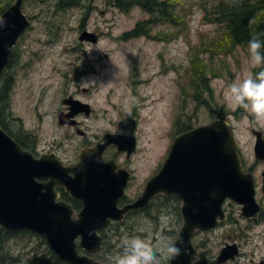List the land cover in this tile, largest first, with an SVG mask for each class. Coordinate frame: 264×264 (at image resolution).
<instances>
[{"label": "rangeland", "instance_id": "obj_1", "mask_svg": "<svg viewBox=\"0 0 264 264\" xmlns=\"http://www.w3.org/2000/svg\"><path fill=\"white\" fill-rule=\"evenodd\" d=\"M14 1L0 0V7L7 8ZM194 2L187 1L178 7L182 17L178 23L153 21L149 34L124 38L139 20L149 19L152 14L140 5L122 7L115 0H74L67 2L65 9L58 8L59 0H24V11L32 24L14 48V59L8 68V76L12 77L8 94L1 96L6 97L1 99L5 109L0 115L2 122L27 145L37 143L41 151L56 149L65 162H70L76 158L84 137L73 126L59 124L58 113L66 96L78 94L93 104L95 115L85 124L88 137L111 131L119 118L136 110L140 117L138 148L129 164L136 170L129 186V193L135 195L141 193L161 166L174 136L187 119L195 126L228 112L240 141L245 168L254 167L259 180L257 197L264 204V160L256 158L252 130L260 125L244 108L230 106L224 95L232 81L246 72L255 74L259 70L251 66L249 47L241 44L228 54L200 50L199 58L193 62L197 43L210 39L217 31V25L205 18V6L199 0ZM84 29L98 33L97 40L81 39ZM24 70L27 72L23 73ZM206 72L211 75L212 91L201 78ZM220 105L225 110L222 108L223 113L215 117ZM229 206L236 220L227 223L223 231H233L238 219L244 222L242 205L234 202ZM164 207L158 201L149 213L134 214L123 224L108 228L106 264H114L122 242L132 235L143 236L163 247L169 240L170 229L161 221L162 216L169 217L167 208L163 212ZM157 215L160 224L155 219ZM262 219H245V224L251 223L249 232L241 239V251L255 254H242L227 264H256L264 257V213ZM3 229L0 224V231ZM221 233L217 230L210 237L206 235L203 245L210 247L213 254L222 246ZM2 235L0 264H70L53 258L51 246L34 231L4 230ZM200 236L203 234L198 235L197 242ZM168 263L169 260L162 262Z\"/></svg>", "mask_w": 264, "mask_h": 264}, {"label": "water", "instance_id": "obj_2", "mask_svg": "<svg viewBox=\"0 0 264 264\" xmlns=\"http://www.w3.org/2000/svg\"><path fill=\"white\" fill-rule=\"evenodd\" d=\"M16 0L0 16V78L10 61L21 34L31 24ZM81 39L96 41L95 31L84 29ZM90 111V103L75 99ZM62 116V115H61ZM224 113L211 122L179 132L160 168L146 183L134 202L119 205L130 173L114 158L106 159L105 149L115 144L128 156L137 145V118L128 113L115 131H106L94 146L80 149L75 161L65 163L55 151L35 154L25 148L0 124V223L11 229L27 228L41 234L56 254L70 264H103L91 255L99 252L102 236L98 230L112 219H122L132 209L146 206L156 194H178L184 198V223L176 238L180 255L169 264H210L208 250L199 251L192 241L197 228H210L225 218L226 198L243 203L244 213L260 210L256 199V178L243 167L240 143L234 125ZM60 122L65 121L60 119ZM256 134L255 155L264 159V132ZM56 186L80 198L83 207L75 211L60 197ZM264 189V186H263ZM208 209H204L207 208ZM76 215V216H75ZM81 236L78 242L77 237ZM78 243L87 253L78 249ZM236 243H228L218 260L236 255ZM198 257L193 260V256Z\"/></svg>", "mask_w": 264, "mask_h": 264}, {"label": "flooded vegetation", "instance_id": "obj_3", "mask_svg": "<svg viewBox=\"0 0 264 264\" xmlns=\"http://www.w3.org/2000/svg\"><path fill=\"white\" fill-rule=\"evenodd\" d=\"M84 88H87V87H84ZM76 98L80 99L82 101H85V102H89L90 106H91L90 111L88 112L87 108L83 107L82 104L79 103V101H76L75 100ZM63 101H64V107L60 108L59 113H58L59 124L69 125L70 128L73 126L75 129H77L78 133H80L79 131H81L80 134L84 138L82 140V145L79 146V148H78L79 150L83 146L95 145L96 142H98L102 138L104 132L101 135L95 134V136H93V137H88L89 133L86 129L85 124L87 123V120L89 119V117H91L92 115H95V109L93 107V104L84 98L82 99L81 97L78 96V94L76 96L70 94V95L66 96L63 99ZM131 113H133L134 116H136L137 124H138L140 117H139L137 111L133 110ZM61 117L65 121V123L60 122ZM118 122H119V120L117 121L114 129H112L111 131L116 129ZM26 146L36 154H39L40 152L43 151V150L42 151L39 150V146L37 143H35L34 145H27L26 144ZM78 149H77V155L79 152ZM47 150L48 151H58L56 149H47ZM45 151H46V149H45ZM135 151L131 155L128 156L126 151L119 152L117 149V146L115 144H110L106 147L105 152H104V156L106 158H115L118 165L120 167L127 168V170L130 173L128 184L125 188L124 194L121 196V198L119 200V205H123L124 203L134 202L135 199L141 194V193H135V195H134V194L129 193V188H130L129 186L132 184V179H133V177H135V173H136V170H135V168H133L132 164L131 165H129V164L133 162V159H132L133 156L132 155L135 153ZM76 159H77V156L75 159H71V161H74ZM121 160H123L124 163L121 162ZM255 165H257V163ZM161 166H162V164H161ZM161 166L159 165L156 172H158L160 170ZM252 169H254V167ZM256 181L258 184V182H259L258 178L256 179ZM262 183L264 184V177L262 178ZM56 188L60 191V197L64 200L70 202L72 204V206L74 207L76 212L79 211L83 207V202L80 198H77V197H74L73 195H71V193L69 191H67L64 187L56 186ZM158 201L163 203V205L165 206L162 209L163 212L165 211V208H167L168 216L171 219V222L168 224L170 229L167 230V235L169 236V240H172L175 242V240L178 236V233L180 231V228L182 227L184 220H185L183 209H182L184 198L178 194L169 195L167 193L160 192V193L156 194L155 197L146 206L139 207L136 209H132L129 212H127L124 215L123 219H121L120 223H123L129 216H133L134 214L149 213L151 207ZM234 202H236V201H234L230 198H227L225 200V202L223 203V206H222L223 212H225V218L221 219L220 215H217V220H218L217 224H215L213 227H210L207 229L197 228V230L194 233L193 241L195 243L199 244L200 246L197 244L196 245L199 248L202 247V249H208L209 250L208 256L210 259V264H227V263L239 258L242 254L243 255L244 254H252V253H253V255L255 254V252L243 253L241 251L242 250L241 239L244 238L245 234L249 232L251 222L250 223H247V222L252 221V219H255L256 221H263L262 217H263V213H264V204H263V202L260 201L261 205H263L262 211H261L262 213L260 215L253 216V217H242L244 222H242L241 219H238L236 221L237 225L232 229L233 231H223V228L225 227V225L227 223H229L232 220H233V222L236 220V218L232 215V207L229 206V204H234ZM204 209H208V207L204 208ZM243 213L244 212H242V215H243ZM158 214H160V212H158ZM164 214H166V213H164ZM159 218H160V216L157 215V218H155V219L158 221L157 223L160 224L161 221ZM245 219H247L246 224H245ZM113 222H119V220L115 219ZM217 230L222 232L220 234V237H223L222 246L224 244L226 245L228 243H234V242L236 243V246L238 249L236 255L219 261L218 256H219V253H220L222 246L220 247V249L217 251L216 254H213L214 251L211 250L210 247L203 245L204 241L206 240V235L210 237L211 233L215 234V232ZM200 233H202L203 236H200L199 237L200 242H197V238H198V235ZM98 234L102 236V241L104 242L109 237L108 228L107 227L101 228L100 230H98ZM78 240H81V236H78ZM229 241H232V242H229ZM105 247H104V245H102L101 250L99 252L91 253L92 256H94L95 258H97L101 261H103L102 258H104V261H103L104 264H106L105 257H107V252L105 250ZM78 249L82 253L87 252L86 247L81 246L79 243H78ZM251 260L254 261L255 258L252 257ZM256 264H264V257H261L260 259H258L256 261Z\"/></svg>", "mask_w": 264, "mask_h": 264}, {"label": "trees", "instance_id": "obj_4", "mask_svg": "<svg viewBox=\"0 0 264 264\" xmlns=\"http://www.w3.org/2000/svg\"><path fill=\"white\" fill-rule=\"evenodd\" d=\"M74 0H59L58 8L65 9L64 6L67 2H73ZM120 6H130L140 5L149 11L152 16L149 19H141L137 22L136 26L129 32H126L123 37L129 38L132 36H137L142 33L149 34L152 29L153 21L157 20H170L173 22H179L182 19L181 10L178 7L181 4L189 1L195 3L196 0H115ZM201 5L205 6L206 14L205 18L217 25L216 33L208 40L203 41L193 49L192 60L193 62L199 58L200 50L202 52H211L212 54L224 53L228 54L233 48L241 44L248 47V41L254 36H258L259 39L264 42V0H199ZM207 4V6L205 5ZM6 8L0 7V16ZM167 37V36H166ZM193 48V47H192ZM198 49V50H197ZM261 53H264V47L260 49ZM201 52V53H202ZM14 55V54H13ZM12 55L9 64L6 66L4 74L2 76L3 87L0 88V115L5 111L4 107H1V97L3 94L7 96L9 89V81L12 77L8 76V68L11 67L14 56ZM16 62V61H15ZM14 62V64H16ZM13 64V65H14ZM259 71L261 68H257ZM27 71L24 70L23 73ZM11 73V72H10ZM18 73V72H17ZM16 73V74H17ZM202 74V73H201ZM209 73L206 72L201 75L203 82L205 83L208 90L212 91V86L210 85ZM16 77H19L16 75ZM13 78L14 75H13ZM194 81V80H193ZM199 82H197L198 84ZM3 93V94H2ZM198 95V93H196ZM6 98V97H5ZM5 98H3L5 100ZM199 99L200 96L198 95ZM201 99V98H200ZM225 106L220 105L217 109V114L221 115ZM211 108V107H210ZM223 108V110H222ZM188 121V122H187ZM0 123L4 128L8 130L5 124L2 122L0 116ZM192 126L191 122L187 119L186 122L179 127V131L185 130ZM11 133V132H10ZM12 134V133H11ZM13 135V134H12ZM24 147L26 146L25 141L23 142L20 138L13 135ZM30 138V135L26 136ZM4 230L8 233L12 231L10 229L4 228L0 231V236H3ZM50 254L53 258H58L53 249L50 248Z\"/></svg>", "mask_w": 264, "mask_h": 264}, {"label": "clouds", "instance_id": "obj_5", "mask_svg": "<svg viewBox=\"0 0 264 264\" xmlns=\"http://www.w3.org/2000/svg\"><path fill=\"white\" fill-rule=\"evenodd\" d=\"M5 23L0 18V24ZM248 47L251 66L261 70L255 74L246 72L242 78L232 81L226 86L224 95L230 106L234 109L244 108L257 124L264 127V53L260 51L264 42L254 36L248 41ZM161 221L168 225L171 219L162 216ZM178 255L180 248L172 240L160 247L143 236L132 235L122 242L121 251L115 256L114 264H162L163 260H170Z\"/></svg>", "mask_w": 264, "mask_h": 264}, {"label": "bare ground", "instance_id": "obj_6", "mask_svg": "<svg viewBox=\"0 0 264 264\" xmlns=\"http://www.w3.org/2000/svg\"><path fill=\"white\" fill-rule=\"evenodd\" d=\"M105 243H107V240H105V241L102 243V245H104V247H105Z\"/></svg>", "mask_w": 264, "mask_h": 264}]
</instances>
